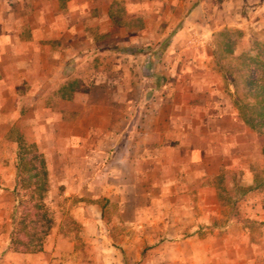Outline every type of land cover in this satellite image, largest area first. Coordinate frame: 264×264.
Instances as JSON below:
<instances>
[{
    "label": "crops",
    "instance_id": "obj_1",
    "mask_svg": "<svg viewBox=\"0 0 264 264\" xmlns=\"http://www.w3.org/2000/svg\"><path fill=\"white\" fill-rule=\"evenodd\" d=\"M223 29L248 43L264 0H0V139L20 128L43 154L52 229L95 234L106 204L149 244L138 264H264V132L215 67ZM11 231L0 251L21 254Z\"/></svg>",
    "mask_w": 264,
    "mask_h": 264
},
{
    "label": "rangeland",
    "instance_id": "obj_2",
    "mask_svg": "<svg viewBox=\"0 0 264 264\" xmlns=\"http://www.w3.org/2000/svg\"><path fill=\"white\" fill-rule=\"evenodd\" d=\"M264 31H257L255 35L249 38L248 43L244 42L243 31L240 29H223L215 34L217 43V54L220 56L221 64L224 67L222 71L216 61L215 67L222 72L226 87H232L233 93L229 95L235 102V96L238 95L245 101L251 99L244 93L241 78L235 71L238 66V60L233 58V55L227 49L231 47L235 54H240L249 50L256 44L264 45V39L259 36ZM144 52H158L159 47L147 45L140 48ZM155 49V50H154ZM105 61L93 59L92 61L79 62L77 68L70 75L69 81L73 86L85 87L89 85L96 71L100 70L101 65ZM110 66L119 63L118 61L110 60L107 62ZM124 63V62H122ZM147 63V64H146ZM146 64L150 66V62L140 61L138 67L142 68ZM136 66V65H135ZM132 69V68H131ZM231 74V75H230ZM232 76V77H230ZM234 80L237 87L235 88L231 81ZM21 98L27 101L30 95L22 92ZM50 97L53 94L49 95ZM12 134L8 137L0 139V218H3L0 223V247L6 239V224L12 222L13 206H14V187L17 179V147L16 143L11 140ZM15 159V160H14ZM6 184H11L7 187ZM50 189V186H49ZM49 189L46 193L44 201L52 215L53 223L55 224L57 210L53 207V198H50ZM27 198V195H23ZM103 204L102 223L98 224V231L95 234L82 230V224L68 220V217H63L58 229H50V232L45 240V249L21 254H10L7 251H0V264H138L146 258V249L148 243H142L130 236V229L127 225L120 223L114 216V207L105 206ZM65 214V213H64ZM63 214V215H64ZM58 233L63 234V236ZM89 233V234H88ZM70 250V252H69ZM73 250V251H71ZM35 253V254H32Z\"/></svg>",
    "mask_w": 264,
    "mask_h": 264
},
{
    "label": "trees",
    "instance_id": "obj_3",
    "mask_svg": "<svg viewBox=\"0 0 264 264\" xmlns=\"http://www.w3.org/2000/svg\"><path fill=\"white\" fill-rule=\"evenodd\" d=\"M216 46L217 43L214 46L215 61L223 71ZM227 49L238 60L235 71L241 78L244 93L251 99L245 101L235 96L240 117L255 131L264 132V45L256 44L240 54H235L231 47ZM231 84L237 87L234 80ZM11 134L17 144V179L13 189L15 198L9 247L16 252H37L43 249L53 223L44 201L49 189L48 170L43 154L36 144L24 139L20 128H12ZM23 195L27 198L24 199Z\"/></svg>",
    "mask_w": 264,
    "mask_h": 264
}]
</instances>
